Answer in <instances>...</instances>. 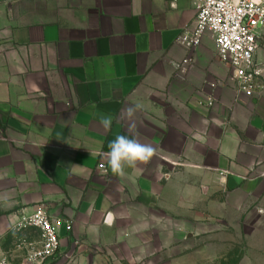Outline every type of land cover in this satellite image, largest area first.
Wrapping results in <instances>:
<instances>
[{
	"label": "crops",
	"instance_id": "0c3cea01",
	"mask_svg": "<svg viewBox=\"0 0 264 264\" xmlns=\"http://www.w3.org/2000/svg\"><path fill=\"white\" fill-rule=\"evenodd\" d=\"M195 16L192 0H0V262L25 264L18 247L39 233L17 226L38 207L70 223L46 264H202L211 235L245 216L264 97L236 95L210 34L179 66L175 40ZM201 87L210 110L194 102ZM135 104V136L156 153L118 177L104 153L132 136L119 117Z\"/></svg>",
	"mask_w": 264,
	"mask_h": 264
},
{
	"label": "built area",
	"instance_id": "2783aa9c",
	"mask_svg": "<svg viewBox=\"0 0 264 264\" xmlns=\"http://www.w3.org/2000/svg\"><path fill=\"white\" fill-rule=\"evenodd\" d=\"M177 0H172L174 5ZM196 9L193 23L184 28L175 42L188 55L179 66L193 62L194 52L201 44L204 34L213 37L216 58L230 70V80L235 83L237 96L248 99L264 97V67L255 60L259 48L257 29L264 27V0H192ZM214 87V86H213ZM205 88L196 91L197 106L212 109L213 96L205 95ZM98 170L106 172L103 164ZM70 223L49 217L47 210L36 208L29 215H21L18 230L32 229L39 233L37 243L22 242L18 249L23 253L25 264H46L58 256L59 228ZM6 264V260L0 262Z\"/></svg>",
	"mask_w": 264,
	"mask_h": 264
},
{
	"label": "rangeland",
	"instance_id": "374dc122",
	"mask_svg": "<svg viewBox=\"0 0 264 264\" xmlns=\"http://www.w3.org/2000/svg\"><path fill=\"white\" fill-rule=\"evenodd\" d=\"M253 173L260 183L254 186L253 202L245 216L229 218L225 232L207 239L214 246L203 249L202 264H264V167Z\"/></svg>",
	"mask_w": 264,
	"mask_h": 264
},
{
	"label": "clouds",
	"instance_id": "9594fccd",
	"mask_svg": "<svg viewBox=\"0 0 264 264\" xmlns=\"http://www.w3.org/2000/svg\"><path fill=\"white\" fill-rule=\"evenodd\" d=\"M141 107L140 104H135L122 110L119 119L128 122V132L132 136L117 135L115 139L109 142V150L104 153L107 165L115 176L124 177L127 168L136 169L141 164L149 163L156 153V149L152 145L141 143L135 136L137 124L134 117ZM112 124V116L100 117L99 125L105 132L111 130ZM0 200H2L4 206L11 205V201L6 196L0 198Z\"/></svg>",
	"mask_w": 264,
	"mask_h": 264
}]
</instances>
